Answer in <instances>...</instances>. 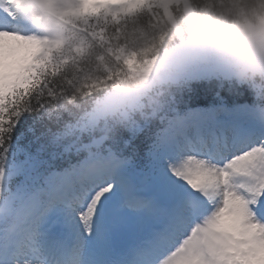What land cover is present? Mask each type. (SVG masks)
<instances>
[{"label": "snow or ice", "instance_id": "snow-or-ice-1", "mask_svg": "<svg viewBox=\"0 0 264 264\" xmlns=\"http://www.w3.org/2000/svg\"><path fill=\"white\" fill-rule=\"evenodd\" d=\"M257 75L264 0H0V264H264Z\"/></svg>", "mask_w": 264, "mask_h": 264}, {"label": "clouds", "instance_id": "clouds-1", "mask_svg": "<svg viewBox=\"0 0 264 264\" xmlns=\"http://www.w3.org/2000/svg\"><path fill=\"white\" fill-rule=\"evenodd\" d=\"M194 4L196 5L197 9L199 10V8L207 3L211 5V10L217 14V16H219V14L223 11H225L226 9L229 8L230 4L232 3V0H193ZM246 2H250V0H246ZM177 41L174 39L173 36H169L168 40L166 42L165 47H171L174 43H176ZM193 70V65L191 62H189V64H187L186 66H184L181 71L183 72H190ZM257 83H264V77H261L259 75H257L255 77ZM168 89L164 90V96L161 97L162 100H166L167 96H168Z\"/></svg>", "mask_w": 264, "mask_h": 264}, {"label": "trees", "instance_id": "trees-1", "mask_svg": "<svg viewBox=\"0 0 264 264\" xmlns=\"http://www.w3.org/2000/svg\"><path fill=\"white\" fill-rule=\"evenodd\" d=\"M200 87H204L203 85H201ZM208 87H211V86H208Z\"/></svg>", "mask_w": 264, "mask_h": 264}]
</instances>
